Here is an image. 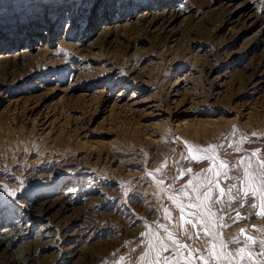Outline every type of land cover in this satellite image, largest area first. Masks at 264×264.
I'll use <instances>...</instances> for the list:
<instances>
[{"label":"rangeland","instance_id":"rangeland-1","mask_svg":"<svg viewBox=\"0 0 264 264\" xmlns=\"http://www.w3.org/2000/svg\"><path fill=\"white\" fill-rule=\"evenodd\" d=\"M0 38V264H151L167 235L157 221L180 216L169 197L203 204L192 188L205 179L237 186L209 202L230 225H213L220 238H264V217L227 218L258 210L250 191L228 206L251 186L244 166L216 177L186 159L189 146L230 162L260 149L259 171L264 0H0ZM189 181L191 199L176 191ZM184 228L181 243H210Z\"/></svg>","mask_w":264,"mask_h":264},{"label":"snow or ice","instance_id":"snow-or-ice-1","mask_svg":"<svg viewBox=\"0 0 264 264\" xmlns=\"http://www.w3.org/2000/svg\"><path fill=\"white\" fill-rule=\"evenodd\" d=\"M251 142V141H250ZM249 142V143H250ZM220 147H223L221 145ZM216 146H209L207 149H200L194 146H189V157L186 159H195L199 161L208 160L213 167L204 169L205 172H213L214 176L218 177L221 175L219 169L239 168L243 165L245 168L243 176L240 178L242 184L248 185L250 183V188L245 189L241 187L238 190L236 196H229V208H233L236 201L240 202V207L243 208L245 203H247V198L249 196V191L251 192L252 202L248 203V207L252 209H258L253 212L250 216L247 213L235 212V215L228 214L227 218L231 220L234 224H239L241 219L247 217V219H259L264 217V160H258L259 171L256 169H251V161L254 157H258L260 149L254 150L248 157H241L238 161L230 162L227 159L219 158L215 151ZM240 151V149H237ZM229 155L225 152L224 156ZM219 163L217 164V161ZM249 169H251V175L249 174ZM191 172L192 169L187 170ZM225 178L228 177L227 171L223 172ZM163 182V181H162ZM213 184L215 187L220 188V196L216 198L215 201L211 200ZM192 186V181L188 182V186L185 188H179L176 191L182 193L184 197H189V192L187 187ZM236 185H229L227 189L220 187L219 181H213L211 179L201 180L199 188H192V191L196 193V200H203V204H188L187 206L180 203L179 199L176 197H169L180 209V216L175 224L161 223L157 221L160 228H163L164 232L167 234L165 237H161L158 241L159 255L151 262V264H195V261H199V264H232L231 260L225 259V257L230 256L233 260L237 261L238 264H264V238L255 235L249 229H240V233L237 236H230L227 239H221L220 234L214 231L213 225L215 224L218 228L230 227V225L224 224V216L221 214L217 216V212L213 209L211 205L219 204L221 202L220 197L223 196L225 191L229 194L232 193ZM257 187L259 188V195L257 194ZM200 189H204L203 192ZM9 195H15V193H9ZM191 199V197H189ZM259 199L260 203L257 204L255 201ZM185 207H195L204 208V212L196 213H185ZM223 213V209L220 210ZM165 216L163 217L166 221H172L171 212L165 208ZM187 216V220L185 217ZM184 223H191L193 228L200 225L202 233L198 232L196 238L207 237L210 243L203 246V250L199 248H193L187 243H181L178 239L180 233L174 231L175 227H180L183 229V234L188 235V229L184 228ZM264 231V229H261ZM142 236L144 234H141ZM243 237V238H241ZM192 237L189 236V239ZM229 245H234L236 247H229ZM151 246V245H150ZM258 249V251H253V249ZM187 251L189 256L185 257L183 253ZM169 253L168 255H164Z\"/></svg>","mask_w":264,"mask_h":264},{"label":"bare ground","instance_id":"bare-ground-1","mask_svg":"<svg viewBox=\"0 0 264 264\" xmlns=\"http://www.w3.org/2000/svg\"><path fill=\"white\" fill-rule=\"evenodd\" d=\"M3 28H4V27H3ZM9 28H10V27H6V29H5L6 32L11 30V29H9ZM25 30H26V29H25ZM12 31H13V29L11 30V32H12ZM31 31L34 32L35 30L32 29V30H30V32H31ZM30 32H25L24 34H22V35H20V36L28 35ZM37 33H38V32H37ZM39 34H42V33L39 32ZM39 34H35V33H33L34 37L37 36V37L42 38L41 35H39ZM17 35H18V34H17ZM18 38H19V37H18ZM18 38H17V39H18ZM31 38H32V36H31ZM31 38H29V42L26 44V47H24V48H29V47L31 46ZM0 39H1V38H0ZM1 41H2V39H1ZM17 41H19V39H18ZM6 44H7V43H6ZM0 46H1V43H0ZM4 50H5V48H3V50L0 48V55H1L0 57H2V52H3ZM38 50L41 51V50H43V49L40 48V49H38ZM20 51H21V50H20ZM20 53H21V52H20ZM17 55H18V54H17ZM17 55H16V57H17ZM16 57H15V58H16ZM1 245H2V242H0V246H1Z\"/></svg>","mask_w":264,"mask_h":264}]
</instances>
